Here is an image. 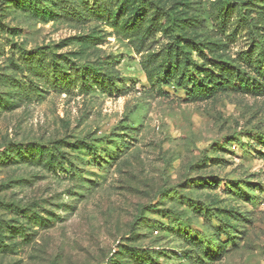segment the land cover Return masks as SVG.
<instances>
[{"label": "rangeland", "instance_id": "374dc122", "mask_svg": "<svg viewBox=\"0 0 264 264\" xmlns=\"http://www.w3.org/2000/svg\"><path fill=\"white\" fill-rule=\"evenodd\" d=\"M261 36L264 0H0V264H264ZM177 38L255 84L187 96Z\"/></svg>", "mask_w": 264, "mask_h": 264}, {"label": "trees", "instance_id": "16d2710c", "mask_svg": "<svg viewBox=\"0 0 264 264\" xmlns=\"http://www.w3.org/2000/svg\"><path fill=\"white\" fill-rule=\"evenodd\" d=\"M141 15V14H140ZM166 18L168 20H171L172 27H183L185 26L183 20L174 18L171 14H167ZM175 20H178V23H175ZM250 24V21H247V24ZM192 43V41H191ZM191 43L188 39H184L180 41L177 38V42L174 45V49L172 50V54L170 51H167V54L163 57V59L160 62V70L158 73H163L165 76L171 73H178V80L177 84L180 87H184L186 89V95L190 97H198V96H208L212 92H215L220 89L221 86H226V84L231 81L232 79L239 80L240 86H244L245 88H248V86L251 84H255V82H252L249 84L247 81H244V75L242 76V72L239 65H235L234 61H226L222 59H210L208 60V65L211 67H207L205 63H196L189 57V47H191ZM170 49V48H168ZM244 58L251 61L253 63L254 68L256 69H262L264 68V36H261V38H253L249 48L243 52ZM173 55V56H172ZM52 62L54 64H57L56 60L52 57ZM80 69V68H79ZM88 69H83L84 71H87ZM92 70V69H89ZM98 73V72H97ZM264 74V71H262ZM244 84V85H243ZM87 147V146H85ZM10 150H8L9 152ZM4 152L2 153V156L0 160H3V163L7 162L12 156L10 153ZM55 152L50 153L48 158L44 159V166L47 168H54L56 165L60 164V157H59V150L55 147ZM25 155L24 153H18ZM17 156V155H16ZM34 160V159H32ZM42 160V157L40 158ZM15 212H18L17 209H15ZM27 213L23 214L26 215ZM22 215V216H23ZM31 216H28L27 222L31 221ZM4 229H10L12 232L11 235H8L9 240L12 238L20 237L22 238L21 241L25 243L31 242L33 239V236H31L27 232V227L25 225L23 226H17L12 228L4 227ZM2 227L0 226V232ZM4 241L0 240V253H6L9 250H12L7 248V245H5ZM11 248L18 245L17 243H10Z\"/></svg>", "mask_w": 264, "mask_h": 264}]
</instances>
